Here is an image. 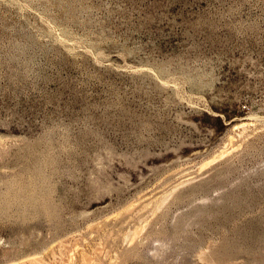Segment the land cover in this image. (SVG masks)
<instances>
[{
    "label": "rangeland",
    "instance_id": "1",
    "mask_svg": "<svg viewBox=\"0 0 264 264\" xmlns=\"http://www.w3.org/2000/svg\"><path fill=\"white\" fill-rule=\"evenodd\" d=\"M0 264H264V0H0Z\"/></svg>",
    "mask_w": 264,
    "mask_h": 264
}]
</instances>
